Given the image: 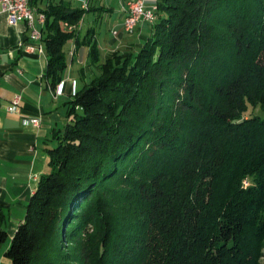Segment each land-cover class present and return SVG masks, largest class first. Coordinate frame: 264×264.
<instances>
[{"label":"trees","instance_id":"1","mask_svg":"<svg viewBox=\"0 0 264 264\" xmlns=\"http://www.w3.org/2000/svg\"><path fill=\"white\" fill-rule=\"evenodd\" d=\"M135 48L103 59L44 142L10 264H259L264 0H156ZM51 86L87 8L29 0ZM64 24L71 28L69 29ZM244 180L248 182L244 186ZM0 210V244L7 238Z\"/></svg>","mask_w":264,"mask_h":264},{"label":"crops","instance_id":"2","mask_svg":"<svg viewBox=\"0 0 264 264\" xmlns=\"http://www.w3.org/2000/svg\"><path fill=\"white\" fill-rule=\"evenodd\" d=\"M71 2L73 6L83 7L82 0ZM113 2L96 0L92 4L88 0L77 32V38L83 41L76 45L75 37L71 44L67 42L64 47L67 66L54 87L44 76L48 56L41 39H31L30 29L24 22L11 24L6 15L0 13V210L4 221L13 204L22 206L25 211L24 202H28L36 187L35 177L46 169L45 140L54 129L66 124L68 102L94 74L90 68V48L85 42L88 37L103 59L109 52L135 48L149 33V22H138L131 31L123 30L126 0H118L116 9ZM155 2L147 0L148 4ZM101 12L110 17L116 14L103 39L96 30ZM15 97H19L20 105L10 112L7 106ZM34 116L40 118L39 125L23 122L24 118ZM9 228L7 235L11 238L16 228L12 222Z\"/></svg>","mask_w":264,"mask_h":264},{"label":"built area","instance_id":"3","mask_svg":"<svg viewBox=\"0 0 264 264\" xmlns=\"http://www.w3.org/2000/svg\"><path fill=\"white\" fill-rule=\"evenodd\" d=\"M84 5H88V0H82L81 7ZM153 9L154 4H148L147 0H126L123 6L125 13L122 22L123 30L128 31L131 19H139V22L154 21ZM0 13H4L11 24L24 22L30 29L31 39L37 41V38H41V28L45 17L43 13L37 12L29 6V0H0ZM112 33L116 34V31H112ZM19 105V97H15L7 106V110L14 112ZM23 122L37 126L40 118L38 116L26 117Z\"/></svg>","mask_w":264,"mask_h":264},{"label":"rangeland","instance_id":"4","mask_svg":"<svg viewBox=\"0 0 264 264\" xmlns=\"http://www.w3.org/2000/svg\"><path fill=\"white\" fill-rule=\"evenodd\" d=\"M103 2H106V1H109V0H102ZM96 0H91V3H95ZM77 3V2H75ZM113 7L116 9L117 7V4H118V0H114L113 2ZM78 4V3H77ZM79 5V4H78ZM154 6H156V4L154 3ZM88 5H84L82 8H87ZM156 12V11H155ZM90 13H93V12H90ZM115 17H116V14L112 15L111 17L104 14L103 12L100 13V17L99 19L97 20V27H96V30L100 32V35H101V39L104 38V36L107 34L109 28L111 27L112 23L114 22L115 20ZM139 22V21H138ZM136 22L130 29H128V31H131L133 30L134 26L138 23ZM146 22H149V23H152L151 21H146ZM65 25V24H64ZM66 27H68L69 29L71 28L70 26L68 25H65ZM103 35V36H102ZM103 37V38H102ZM71 41L72 39H69L68 41L65 42V46L66 47V44L67 42H69L71 44ZM76 58V56H75ZM90 68L93 70L94 75H96V73H98V69L96 70L95 69V66L94 64L92 63V61L90 62ZM91 76V78L93 77ZM90 78V79H91ZM83 85V84H82ZM81 85V86H82ZM48 171V166L46 165V169L44 172ZM39 176L38 177H35L36 179V182L38 180ZM248 184V182L246 180H244V186H246ZM24 204H26V202H24ZM7 213V211L5 212ZM24 209L22 206H19L17 204H13L12 205V208H11V211L8 213L5 221L3 222L2 226H3V229L4 230H9V223L12 222L14 224V228H16V226L18 225V223L23 219L24 217ZM13 228V229H14ZM10 231V230H9ZM10 236L8 235L6 240L4 242H2L0 244V264H10V260L8 258H6L3 253L4 251L6 250V248L9 246L10 244ZM259 264H264V256H262L260 259H259Z\"/></svg>","mask_w":264,"mask_h":264},{"label":"bare ground","instance_id":"5","mask_svg":"<svg viewBox=\"0 0 264 264\" xmlns=\"http://www.w3.org/2000/svg\"><path fill=\"white\" fill-rule=\"evenodd\" d=\"M155 11H156V6H154V9H153V17L154 18H156V13H155ZM139 21V19H131V21H130V25L128 26V29H130L136 22H138ZM152 22V21H151ZM65 25H67V24H65ZM40 39H42V38H37V40H40Z\"/></svg>","mask_w":264,"mask_h":264}]
</instances>
